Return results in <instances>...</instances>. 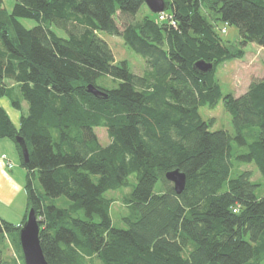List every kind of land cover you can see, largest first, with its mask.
<instances>
[{"label":"trees","instance_id":"trees-1","mask_svg":"<svg viewBox=\"0 0 264 264\" xmlns=\"http://www.w3.org/2000/svg\"><path fill=\"white\" fill-rule=\"evenodd\" d=\"M12 1L8 11L0 0V96L18 110L25 102L27 113L16 128L0 107V139L14 144L26 171L47 264H264V196L241 169L254 165L264 181V79L238 97L223 95L216 79L248 44L264 53V0H164L174 27L157 14L135 19L144 0ZM219 22L237 28V50ZM100 33L120 37L143 59V73L116 63ZM197 61L212 71L196 73ZM219 103L233 134L209 130L213 119L200 116ZM177 168L186 175L179 195L165 179ZM128 187L126 228L118 229L104 194ZM58 198L63 207L52 203ZM19 229L0 219L1 238L18 239Z\"/></svg>","mask_w":264,"mask_h":264},{"label":"rangeland","instance_id":"rangeland-1","mask_svg":"<svg viewBox=\"0 0 264 264\" xmlns=\"http://www.w3.org/2000/svg\"><path fill=\"white\" fill-rule=\"evenodd\" d=\"M12 5H13L12 0H4V6L8 11L11 10ZM143 15H148L150 17H153V14L149 12V10L145 5H143L140 8L135 19H140ZM19 21L26 28H30L35 25V21L33 20L21 19ZM218 24H219L218 31L219 33L221 32L220 34L224 39V41L227 42L229 45H231V49L237 50L239 48L237 45L238 43L237 28L233 25H227V26L223 25L221 22H219ZM55 31L60 36L65 35L59 29H56ZM99 36L110 47L116 63H119L121 61H126L130 72L136 75H141L143 73L145 69V64L143 59L139 55L130 51L124 45L120 37L110 36L105 33H100ZM216 79L221 88V92L223 95L229 94V95H233L234 97L241 96L246 92L249 84L252 81L264 79L263 50L255 44H248L244 48L242 59L225 62L217 67ZM102 82H103L102 80H99L97 84L102 87ZM114 84L115 86L117 85V83ZM8 85H12V84L9 82ZM199 113L204 121L213 119V124L209 128V130L211 131L225 130L228 131L230 134H233L230 115L225 111L221 103H219L217 107L214 109H208L207 107H202L200 108ZM95 133L97 135L99 143L102 146L108 144L109 138L104 128L95 129ZM12 145L14 146L13 143ZM241 169H247L251 171L253 175V181H259L258 183L261 184L260 188H258L256 192L257 197L264 196V181L262 180L255 166L251 165L245 168L243 167ZM18 172L13 171V176H15L14 180L18 185H22L24 187L26 181V171L25 169L21 168L19 164H18ZM16 174H20V176ZM129 180L130 182H132V179ZM33 187L38 192L42 193V188L36 175L35 177H33ZM131 189L132 187L122 188L114 191H107L104 194L106 198L112 200L110 206V216H111L112 224L115 228L118 229L126 228V225L122 221V217H124L127 214V210L125 209L124 204L122 203V198L124 195L128 194L131 191ZM51 201L52 203H54V205L58 207L61 206L63 207L64 201L67 202V200H65L64 198H58ZM9 211L13 213V217L15 221L18 222L21 221V215H25L27 211V200H26V194L24 188L22 189V191L18 192V195L14 200L13 207H11V210ZM79 216L81 218L85 217L84 213L81 211L79 213ZM0 249L2 251V257L5 264H24L20 247H18V239L16 234L12 233L5 235L2 238L0 237Z\"/></svg>","mask_w":264,"mask_h":264},{"label":"water","instance_id":"water-1","mask_svg":"<svg viewBox=\"0 0 264 264\" xmlns=\"http://www.w3.org/2000/svg\"><path fill=\"white\" fill-rule=\"evenodd\" d=\"M144 4L152 14L165 12L168 6L164 0H144ZM213 69V64L204 61H197L193 70L198 74H206ZM86 91L98 98H107V95L96 89L93 85H87ZM15 142L20 148L21 159L24 164L29 160L28 149L22 137H16ZM165 179L172 184L176 195L182 193L185 188L186 175L178 168L165 174ZM18 242L24 264H47L39 240V223L35 211L29 207L26 211L24 221L18 231Z\"/></svg>","mask_w":264,"mask_h":264},{"label":"crops","instance_id":"crops-1","mask_svg":"<svg viewBox=\"0 0 264 264\" xmlns=\"http://www.w3.org/2000/svg\"><path fill=\"white\" fill-rule=\"evenodd\" d=\"M8 83L6 82L7 88L13 86L12 82H10L12 85H8ZM0 107L5 110L16 128L19 125L21 114L27 113L25 102L20 101V110H18L12 106L11 101L6 96H0ZM18 164L20 166V159L15 146L8 139H0V219L21 226L25 215H21V221L18 222L15 221L13 213L9 211L13 207L18 192L23 189L22 185L16 183L15 176H13V171L18 172ZM16 175L20 176V174Z\"/></svg>","mask_w":264,"mask_h":264},{"label":"built area","instance_id":"built-area-1","mask_svg":"<svg viewBox=\"0 0 264 264\" xmlns=\"http://www.w3.org/2000/svg\"><path fill=\"white\" fill-rule=\"evenodd\" d=\"M157 19L160 22H167L169 24V26H172V27L175 26L174 19L166 12H161V13L157 14Z\"/></svg>","mask_w":264,"mask_h":264}]
</instances>
